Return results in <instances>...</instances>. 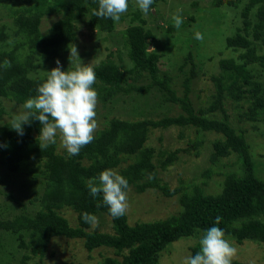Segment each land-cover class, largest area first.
Listing matches in <instances>:
<instances>
[{"label": "trees", "instance_id": "obj_1", "mask_svg": "<svg viewBox=\"0 0 264 264\" xmlns=\"http://www.w3.org/2000/svg\"><path fill=\"white\" fill-rule=\"evenodd\" d=\"M30 1L29 5L10 10L13 26L0 24V117L5 113L4 99L24 105L27 99L38 94L37 88L46 80L47 71L55 68L56 60L69 52L68 45L79 39L80 31L88 29L94 39L99 38L97 43L107 39L102 34L113 35L116 31L115 21L93 15V10L98 9V0ZM157 2L154 0L151 5V15ZM211 4L242 7V25L226 37L228 48L242 51L238 57L219 61L222 71L213 76L215 93L208 107L197 112L189 99L193 80L197 77L195 65L184 79L185 93L177 94L171 75L160 68L161 53L149 49L157 36L137 9L132 19L138 22L129 23L122 31L130 67L122 64L120 52L114 57L115 51H111L99 63L90 65L96 73L92 87L103 107L118 103L120 98L125 100L128 95L156 89L162 92L165 100L181 106L178 115L156 119L105 114L104 126L76 156H69L65 148L60 151L57 140L41 150L42 125L36 119L23 125L22 136L10 128L13 117L0 122V165L10 171H26L43 177L44 192L37 211L0 220V229L14 234L19 246L31 253L23 255V263L32 255L45 256L51 240L57 236L82 239L88 251L100 247L113 250L115 255L104 256L100 264H158L161 252L170 243L198 232L205 234L212 226L221 228L225 237H232L240 244L247 239L264 242V178L255 172L244 133L231 125L227 105L239 102L245 95L251 101L249 117L256 119L262 115L264 118V0H211ZM54 12L61 16L44 31L43 18ZM173 29L175 26L170 27ZM5 60L11 62V67L3 66ZM61 70L73 71L75 67L62 64ZM144 78L150 80L148 84H141ZM216 111L221 115H215ZM171 126H192L197 133H221L223 137L213 141L212 162L216 164L221 157L235 153L242 174L226 173L223 188L217 194L206 193L198 185L185 184L171 189L162 182L159 170L173 164L179 150L156 153L147 145L151 130ZM203 140L198 136L193 146L199 147ZM31 165L35 168H30ZM106 169L115 170L128 181L126 191L133 189L143 193L157 189L166 196L180 194L183 210L166 219L135 224L129 222L127 213L114 219L103 204L102 194L93 197L87 187L88 180ZM210 172L204 174L210 177ZM65 207L77 213L76 225L62 214ZM85 212L109 217L112 231L92 229L82 219ZM217 216L222 217L219 224ZM200 249V245L194 246L193 256ZM232 264L249 263L232 260Z\"/></svg>", "mask_w": 264, "mask_h": 264}, {"label": "rangeland", "instance_id": "obj_2", "mask_svg": "<svg viewBox=\"0 0 264 264\" xmlns=\"http://www.w3.org/2000/svg\"><path fill=\"white\" fill-rule=\"evenodd\" d=\"M195 1L198 3L193 4ZM30 3V0H0V24L7 23L13 26L10 10ZM128 4V11L122 14L125 17L120 18L115 24V33L102 34V37L106 36L107 39H103L101 43H97L99 38L94 39L88 29L78 33L79 39L74 45L78 49L82 64H97L111 51H115L114 57L120 52L122 64L130 67L131 60L122 39V31L129 23L138 22L133 21L132 18L133 12L139 7L136 0H128ZM241 10L242 7L235 8L228 5L214 7L211 0H158L156 6L151 9L153 15L150 11L147 15L141 12L142 17L147 21V26L157 36L156 42L149 49H155L161 53L160 68L171 75L172 87L178 95L182 96L185 93L184 79L195 65L197 77L193 80L189 99L197 112L201 108L208 107L212 102V96L215 93L213 76L222 71L219 61L222 58L238 57L242 51L226 46V37L235 33L242 25ZM174 15H179L182 23L179 28L170 30V27L175 26ZM60 16L55 12L47 15L43 18L42 29L44 31L49 29ZM197 32L203 35V40L195 38ZM69 56L70 51L63 55V58L59 60L61 65L76 67L78 61L73 58L70 63ZM116 60H119V57ZM182 65H184L183 69H181ZM149 81L148 78H144L141 84H148ZM243 96L244 98H241L239 102L233 101L227 104L230 122L238 132L244 133L250 146V156L255 165V172L259 177L264 178V118H261L262 115L256 119L249 117L251 101L245 95ZM2 105L5 113L0 117V122L9 121L15 115L27 111L23 104L10 99H4ZM181 111L180 105L165 100L162 92L151 89L150 92L128 95L125 100L120 98L118 103L107 107H103L98 101L96 120L99 129L104 126L105 114L109 117L158 119L166 115H178ZM214 114L221 115L220 111ZM198 136L203 138L204 142L195 148L193 142ZM222 137L221 133L214 131L197 133L196 128L192 126H171L166 129L151 130L147 145L153 147L156 153L161 150H179L177 160L167 169L159 170L162 182L167 183L171 189L185 184L190 185L189 187L198 185L204 188L206 193L217 194L223 188L226 173L242 174L243 172L235 153L221 157L216 164L212 162L213 141ZM56 140L59 150L63 151L59 133ZM30 168L35 166L31 165ZM209 170L212 172L210 177L204 174ZM43 192V177L26 171H10L0 165V220L11 219L21 213H35L40 207L39 200ZM179 195L166 196L157 189H149L143 193L129 189L127 191L129 206L126 212L129 222L131 224L138 221L148 222L178 214L183 210ZM62 214L72 225L77 224V213L72 208H63ZM97 219L98 225L92 229L112 231L109 217L99 215ZM262 219L264 221V217ZM203 235L202 232H198L170 243L161 252L158 264H184L188 256H193L192 248L200 245ZM225 239L237 250L233 260L249 264H264V242L247 239L240 244L232 237H225ZM25 253L31 254L19 246L14 234L0 229V264H64L73 261L83 264H100L104 256L115 255L113 250L104 247L88 251L82 239H70L64 236L54 237L43 257L32 255L23 263Z\"/></svg>", "mask_w": 264, "mask_h": 264}, {"label": "clouds", "instance_id": "obj_3", "mask_svg": "<svg viewBox=\"0 0 264 264\" xmlns=\"http://www.w3.org/2000/svg\"><path fill=\"white\" fill-rule=\"evenodd\" d=\"M154 0H136L142 13L147 15ZM128 0H98V9L93 10L97 18H110L119 22L122 14L128 11ZM175 27L179 28L182 20L174 15ZM195 38L203 40L200 32ZM70 63L75 58L78 63L75 70H61L59 59L56 67L47 71L46 80L38 86L37 95L25 101L23 107L28 110L15 115L11 121V129L19 135L24 134L23 125L36 119L42 125L39 135L40 149H45L56 143L57 133L62 146L69 156L79 155L81 149L94 140V133L99 125L96 120L98 93L92 87L96 82V73L90 65H84L74 44L68 45ZM5 68L11 67V62L5 60ZM151 174L149 179H151ZM98 181V183H97ZM90 195L96 197L102 194L103 204L108 207L109 214L114 218L125 215L128 209V181L115 170L106 169L98 177L87 181ZM82 219L92 227L98 225L96 216L87 212ZM222 217H216L219 224ZM201 249L194 256H188L184 264H232L237 250L225 239L224 231L216 226L208 228L200 240Z\"/></svg>", "mask_w": 264, "mask_h": 264}]
</instances>
